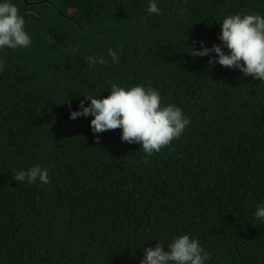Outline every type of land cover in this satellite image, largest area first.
I'll return each mask as SVG.
<instances>
[{"label": "trees", "instance_id": "trees-1", "mask_svg": "<svg viewBox=\"0 0 264 264\" xmlns=\"http://www.w3.org/2000/svg\"><path fill=\"white\" fill-rule=\"evenodd\" d=\"M12 2L32 46L0 50V264H140L180 234L207 264H264V82L188 51L220 44L226 15H264V0H159L161 15L148 0ZM114 82L158 89L190 125L147 156L120 129L70 119ZM34 165L49 183L14 180Z\"/></svg>", "mask_w": 264, "mask_h": 264}, {"label": "clouds", "instance_id": "clouds-1", "mask_svg": "<svg viewBox=\"0 0 264 264\" xmlns=\"http://www.w3.org/2000/svg\"><path fill=\"white\" fill-rule=\"evenodd\" d=\"M158 4L159 0H148L147 13L161 15ZM220 22L218 39L221 43L209 48L199 41V49L189 48L190 54L193 57L209 56V64L235 68L246 77L264 82V15L237 13L226 15ZM25 24L12 0H0V50L32 46V37ZM119 51V48L108 50L113 63H119ZM86 62L90 67L106 63L103 57L95 55L89 56ZM4 67V61L0 60V71ZM107 92L109 94L102 98L100 95H83L90 103L85 106V100H81L79 110L70 112V119L93 117L90 127L94 135L120 129V139L139 144L147 156L178 140L191 123L180 107L162 104L160 91L151 86L138 84L126 88L114 82ZM13 178L27 184L49 183L48 170L40 165L17 170ZM254 217L258 222H264V202L257 205ZM166 245L165 249V244L158 241L154 247L144 248L140 264H207L211 259L199 239L189 234L176 235Z\"/></svg>", "mask_w": 264, "mask_h": 264}]
</instances>
